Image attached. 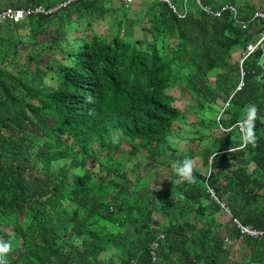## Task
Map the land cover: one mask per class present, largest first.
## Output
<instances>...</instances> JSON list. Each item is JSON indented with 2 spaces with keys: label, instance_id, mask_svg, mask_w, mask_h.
Returning <instances> with one entry per match:
<instances>
[{
  "label": "trees",
  "instance_id": "1",
  "mask_svg": "<svg viewBox=\"0 0 264 264\" xmlns=\"http://www.w3.org/2000/svg\"><path fill=\"white\" fill-rule=\"evenodd\" d=\"M61 1L0 0V12ZM106 1L0 23L7 264H264V238L232 225L264 230V85L254 56L242 66L235 56L254 36L257 6L202 0L237 8L215 16L195 0H150L137 24L146 40L129 42L114 21L104 34L74 33L83 19L114 18ZM175 90L190 95L185 109ZM185 115L201 130L178 149ZM186 160L191 182L176 172ZM227 226L238 247L221 235Z\"/></svg>",
  "mask_w": 264,
  "mask_h": 264
},
{
  "label": "rangeland",
  "instance_id": "2",
  "mask_svg": "<svg viewBox=\"0 0 264 264\" xmlns=\"http://www.w3.org/2000/svg\"><path fill=\"white\" fill-rule=\"evenodd\" d=\"M63 1H61V2H63ZM122 1H124V0H122ZM61 2L57 3L56 5L60 4ZM75 2H77V1H75ZM106 2H108V1H106ZM177 2H178L177 3L178 5L185 6V0H177ZM72 3H74V2H72ZM68 5H66V6H68ZM66 6H61L60 8H64ZM107 6L116 7V9L113 11V14L116 15L114 18L112 17V14H106V16L103 19H99V18L94 19L93 20L94 23L91 24L90 27H87V24H86L87 23V19H83V22H81V24L75 23L77 31H74V33L79 35V33L81 31H84L85 33H90L91 31L95 30V31H97L100 34H104V33L107 32V29H108L109 25L114 21L113 24H115V27H123V29L125 28L130 33V35H129L130 37H126V39L129 42H131L132 40L138 39V38H143L144 40H146V38L148 36V33L146 31L140 30V27H138V26L137 27L133 26V24L136 23L137 20H138V23H140V21L144 20L145 10H146V6H147L146 4H144L142 2L140 4L139 8L137 6L135 8L134 5H129L130 6L129 7L125 3L122 6L121 1L117 0V1H115V3L108 2ZM256 6H257L258 9L261 6H263L262 8H264L263 0H259L257 2ZM120 21H121V25L119 23H117V22H120ZM85 36H87V35H85ZM78 39H79V43L80 42L82 43V42L85 41L82 38H78ZM73 40H75V39L72 38L71 41H73ZM251 41H253V38H252ZM235 50H236L235 56L239 58L240 57V53L242 52V50L239 47H237ZM262 51H264V50H260V51H256V52L259 53V52H262ZM262 90H263V88H262ZM173 94L177 98L175 104L181 105L182 109L183 108L185 109V106H184L185 105V101L189 99L190 95H188L187 92L182 94L180 90H175ZM220 102L222 103V101H220ZM221 103H220V105H222ZM192 108L193 107L190 106V104L187 107V109H192ZM214 108H215V106H214ZM215 109L221 110L220 107H216ZM190 112L192 114L198 115V113L194 112L193 110H191ZM207 116H208V118H211V117L215 116V112L213 114H211V115L207 114ZM186 119H187V116L185 115V120L182 118L179 121V123H177L178 125L174 129L175 134L177 136L179 135V137H175V140L180 143L178 145V149H179V147L180 148L184 147V138H193L195 135H197L196 131L197 130H201L200 129V124L197 121L198 118H196V117L193 118L191 123H186ZM182 124H185V125H182ZM218 133H220V131ZM196 143L197 142H192L191 141L190 144H191V146H193ZM187 145H189V143H186V146ZM187 149L188 148L185 147L184 151H186ZM179 153H182V151H180ZM192 163L194 165L193 161H192ZM197 163L199 164L198 160H197ZM174 164H176V163H174ZM174 167H175V165L172 166V168H174ZM159 176H161V178L169 177L168 172H164V173L160 174Z\"/></svg>",
  "mask_w": 264,
  "mask_h": 264
},
{
  "label": "built area",
  "instance_id": "3",
  "mask_svg": "<svg viewBox=\"0 0 264 264\" xmlns=\"http://www.w3.org/2000/svg\"><path fill=\"white\" fill-rule=\"evenodd\" d=\"M78 0H64L58 5L46 7L43 5H38L35 7H29V8H13V7H8L7 9L3 10L0 12V23H4L6 21H12V22H20L23 20L25 17L32 13H43V14H51L60 9L61 6H66L68 4H71L72 2H75ZM134 0H124V3L129 6L133 3ZM166 1L170 4L172 8L175 9L174 4H172L171 0H162ZM197 4L201 7V9L206 12V13H211L215 16H221L222 12L224 10H231L235 15L237 13V8L233 4H224L220 8L214 9L213 7L209 5H205L202 3V0H195ZM259 19L262 23L261 26L256 25V35L253 38V41H251L245 48V50L242 53V61L249 57L251 54H253L256 51L264 50V10H259L254 13V18ZM259 26V27H258ZM245 28L246 25H243ZM238 226L241 229L242 232L254 235V236H259L263 235L262 231H258L253 229L250 226L243 225L242 223L238 222Z\"/></svg>",
  "mask_w": 264,
  "mask_h": 264
},
{
  "label": "clouds",
  "instance_id": "4",
  "mask_svg": "<svg viewBox=\"0 0 264 264\" xmlns=\"http://www.w3.org/2000/svg\"><path fill=\"white\" fill-rule=\"evenodd\" d=\"M56 5V4H55ZM54 6V5H53ZM210 6V5H209ZM259 10H264V9H258L257 11H259ZM252 21H254L253 22V25L255 24V27H256V25H259V26H261L262 25V23H261V21L259 20V19H255V20H252ZM257 21H259V23L260 24H258L257 23ZM258 26V27H259ZM253 29V28H252ZM253 30H255L254 31V36L256 35V32H257V30H256V28H254ZM254 36H253V38H254ZM248 45V44H247ZM246 45V46H247ZM246 48V47H245ZM245 48L244 49H242V52L240 53V57H239V63H240V65L242 66V64H243V62L245 61V60H247L248 58H250L251 56H254L257 52H254L253 54H251L249 57H247V58H245L243 61H242V53H243V51L245 50ZM255 59V58H254ZM243 74H244V72H243ZM242 85V83L239 85V87L238 88H240V86ZM226 104H228V102L226 103ZM253 111H254V109H253ZM192 170H193V163H192V161L191 160H186V161H184L178 168H176V172H177V175L179 176V178H180V180H189L190 182L193 180V178H192V176H191V173H192ZM210 192L212 193V197H214V198H217L216 196H215V192L213 191V189L211 188V190H210ZM222 205L224 206V208L226 209L225 211H227V212H229L230 214H231V209H230V207L226 204V203H222ZM232 215V214H231ZM238 222L239 223H242L243 225H247V226H250V227H252L253 229H255V230H258V231H262L263 232V235H259V236H254V235H251V234H248V233H245V232H242L241 231V229L239 228V226H238ZM233 223L234 224H232L233 226L235 225L236 227V229H237V231L240 233V235L242 236V237H250V238H253V239H263L264 238V230H262V229H259V228H257V227H255V226H253V225H251V224H245V223H243L242 221H240V220H233ZM231 225V226H232ZM231 226H227L226 227V229H222L221 230V235L224 237V239H225V242L227 243V244H230L232 247H238V245H239V243L241 242L240 241V238H238L237 240H232L231 239V237L229 236V233L227 232V230L229 231L230 229H232V227ZM10 249H11V245L9 244V243H7V242H4V241H0V264H7V259H6V257H7V254L10 252ZM239 257V256H238ZM241 259V258H240Z\"/></svg>",
  "mask_w": 264,
  "mask_h": 264
},
{
  "label": "water",
  "instance_id": "5",
  "mask_svg": "<svg viewBox=\"0 0 264 264\" xmlns=\"http://www.w3.org/2000/svg\"><path fill=\"white\" fill-rule=\"evenodd\" d=\"M255 24L253 25V29ZM254 58L257 60V65L261 67L260 74L257 76L258 80L264 85V51L256 53Z\"/></svg>",
  "mask_w": 264,
  "mask_h": 264
},
{
  "label": "crops",
  "instance_id": "6",
  "mask_svg": "<svg viewBox=\"0 0 264 264\" xmlns=\"http://www.w3.org/2000/svg\"><path fill=\"white\" fill-rule=\"evenodd\" d=\"M115 1H117V0H110V3H115ZM121 1V4L122 5H124V1H122V0H120ZM148 1H150V0H134L133 1V3L131 4V5H134L135 6V8H136V6L139 8L140 7V4L143 2L144 4H147L148 3ZM259 0H253V2L255 3V5H257V2H258ZM263 2H264V0H263ZM130 7V6H129ZM263 6H261L259 9H264V8H262ZM140 22H142V21H140ZM138 24V20L136 21V23H134L133 24V26L134 27H140V24L139 25H137ZM137 25V26H136Z\"/></svg>",
  "mask_w": 264,
  "mask_h": 264
}]
</instances>
